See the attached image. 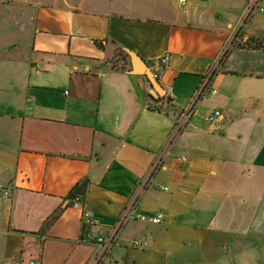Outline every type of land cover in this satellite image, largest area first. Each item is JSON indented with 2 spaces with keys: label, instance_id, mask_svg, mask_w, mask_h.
Returning a JSON list of instances; mask_svg holds the SVG:
<instances>
[{
  "label": "crops",
  "instance_id": "crops-1",
  "mask_svg": "<svg viewBox=\"0 0 264 264\" xmlns=\"http://www.w3.org/2000/svg\"><path fill=\"white\" fill-rule=\"evenodd\" d=\"M252 1L45 0L28 9V57L0 109V184L10 192L0 195V264H264V38L247 30ZM119 49L159 71L172 98H148L149 82L128 73ZM210 69L217 94L185 121ZM85 178L83 207L72 209L68 195ZM133 206L162 223L127 222L96 263L94 237L113 235Z\"/></svg>",
  "mask_w": 264,
  "mask_h": 264
},
{
  "label": "rangeland",
  "instance_id": "rangeland-1",
  "mask_svg": "<svg viewBox=\"0 0 264 264\" xmlns=\"http://www.w3.org/2000/svg\"><path fill=\"white\" fill-rule=\"evenodd\" d=\"M42 1L45 0H25L24 3L18 0H0V109L7 108L9 95L13 89H17L18 79L23 74V61L28 57L27 45L31 40L32 26L28 9ZM261 8L264 9V0ZM255 16L256 23L249 25L247 30L255 28L258 30L257 36L264 38V13L257 12ZM254 39L251 37L249 42ZM137 221L131 219L128 223ZM122 229L123 227L117 235L116 244H119Z\"/></svg>",
  "mask_w": 264,
  "mask_h": 264
},
{
  "label": "built area",
  "instance_id": "built-area-1",
  "mask_svg": "<svg viewBox=\"0 0 264 264\" xmlns=\"http://www.w3.org/2000/svg\"><path fill=\"white\" fill-rule=\"evenodd\" d=\"M184 0H182L183 2ZM261 0H253L248 5L247 11L249 15L259 12L264 13V9L260 7ZM168 62V57H163L160 59V65L161 67L165 66ZM214 70L210 69L206 75L204 76L203 80L200 82V84L197 86V88L192 92L190 96V101L187 109L182 113V117L185 121H188L194 114L195 111L199 105V103L204 100L205 98L209 96H214L217 94V91L215 89H211V80L214 75ZM154 78L158 81L160 78L159 71L152 72ZM166 96L170 99L172 98L171 91H167ZM220 116L219 111H214L210 116L206 118V121L208 123H212L215 121L216 118ZM184 160V159H183ZM10 192L0 184V195L3 197H8ZM68 204L72 209L80 210L83 207V199L81 196H76L72 199H68ZM82 217L89 225L90 227H96L100 225V222L97 218H95L92 214H90L87 211L82 212ZM134 219L138 220L140 222L149 223L151 225H160L163 220L162 214H144L139 213L136 211V208L133 206L127 214H125L121 220L118 222V225L116 226L113 235L107 238L103 237H94V241L96 245L99 247V254L97 255L96 263L100 262L101 260H104L107 256V254L112 250V248L116 244L117 235L121 230V227L125 225L129 220ZM27 264H44L38 259H31L27 262Z\"/></svg>",
  "mask_w": 264,
  "mask_h": 264
},
{
  "label": "water",
  "instance_id": "water-1",
  "mask_svg": "<svg viewBox=\"0 0 264 264\" xmlns=\"http://www.w3.org/2000/svg\"><path fill=\"white\" fill-rule=\"evenodd\" d=\"M125 53L128 55L130 62V70L128 73L134 76H143L147 79L150 84L149 95L151 98L154 100L164 98L166 92L159 82L154 78L153 73L148 65L141 59V57L132 51L125 50Z\"/></svg>",
  "mask_w": 264,
  "mask_h": 264
},
{
  "label": "trees",
  "instance_id": "trees-1",
  "mask_svg": "<svg viewBox=\"0 0 264 264\" xmlns=\"http://www.w3.org/2000/svg\"><path fill=\"white\" fill-rule=\"evenodd\" d=\"M99 48H102L101 42L96 41L95 42ZM119 53L126 59H129L127 54H124L120 49ZM150 86V84H149ZM148 98H151L149 95H147ZM154 102H157V100H153ZM156 110V109H155ZM89 181L87 178L82 179L79 181L70 194L68 195V199H72L76 196H81L82 199H84L86 192H87V187H88ZM62 211L60 209L56 210L51 216H49L42 224L40 230L38 231L37 235H44L46 231L53 225V223L59 218L61 215Z\"/></svg>",
  "mask_w": 264,
  "mask_h": 264
}]
</instances>
